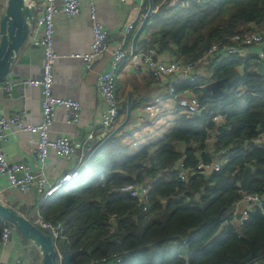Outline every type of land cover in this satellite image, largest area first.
Listing matches in <instances>:
<instances>
[{"label":"trees","instance_id":"trees-1","mask_svg":"<svg viewBox=\"0 0 264 264\" xmlns=\"http://www.w3.org/2000/svg\"><path fill=\"white\" fill-rule=\"evenodd\" d=\"M153 2L152 27H145L152 30L146 51L172 52L180 62L197 63L213 45H234L237 35L264 34V0H186L176 6L169 0ZM221 51L209 60H216V79L228 78L223 95L214 98L199 88L204 85L199 80L183 90L197 95L201 116L179 114L176 127L156 146L132 157L123 156L118 137L112 139L95 175L42 207L43 219L61 227L60 242L66 243L71 264L115 258H121L115 264H264V207L252 209L243 225L233 217L236 203L245 196L240 183L248 167L253 174L246 194L264 195V147L254 145L264 136V72L257 57L221 61ZM218 114L225 117L227 132L211 144L214 132L208 130ZM181 143L189 146L184 154L178 150ZM207 150L228 153V162L218 173H195L200 161L214 160ZM180 162L186 181L180 178ZM149 182L146 210L119 191ZM6 226L11 225L0 218V239ZM183 242L186 247L171 256L168 246Z\"/></svg>","mask_w":264,"mask_h":264},{"label":"crops","instance_id":"crops-1","mask_svg":"<svg viewBox=\"0 0 264 264\" xmlns=\"http://www.w3.org/2000/svg\"><path fill=\"white\" fill-rule=\"evenodd\" d=\"M8 1L0 0V21L6 11ZM169 1L171 6H176L180 3L186 4V0ZM44 4V0H36L37 20L41 16ZM58 5L62 6L60 2ZM149 7V0H129L126 4H121L117 0H82L81 11L77 17L71 18L64 13H60L55 17V52L57 59L54 65L55 84L53 93L56 97L71 99L83 106L82 119L79 124H69L67 122L66 109L57 108L56 122L51 132L52 136H70L79 146L77 153L68 160L60 159L52 154L48 168L45 170L46 176L55 181L63 173L78 169L80 178L65 189L75 188L85 183L87 175H95L97 173L99 157L105 150L104 146L112 139L118 137L121 145L125 147L126 154H123V156L132 157L144 147L156 146L160 140L176 127L179 114L201 116L200 113L187 114L183 107L180 106L181 98L191 97V92H183L191 84L183 83L184 87H181L179 94L174 96L169 89L173 78L156 80L152 72L146 69L138 74L132 64L128 62L121 67L117 80L116 93L120 107L118 122L111 132L102 126V118L107 109V104L97 92L96 77L110 70V53L105 52L98 57L91 70H87L82 61L74 58L73 55L89 53L91 50L93 35L90 27V13L92 8L96 9L100 21L109 34L110 51L123 44V48L128 54L135 53L140 55L144 53L147 50L146 46L151 38L152 30L144 29L136 42L135 48L134 38L148 13ZM37 20L20 51L18 59L11 67V71L5 81L0 85V117L22 114L25 123L29 125H38L42 121L43 95L41 88H33L21 84L29 78H41L43 74L44 50L38 43L41 30L37 26ZM131 24L134 28L128 31L127 29ZM148 24V26H151L150 20ZM260 51V46L245 49V57H256ZM228 59V57L224 58L223 56L221 61ZM158 60L166 64L180 62L172 52H159ZM214 61L216 60L213 59V62H211L208 59L197 65L198 80L203 81L204 84L201 86L202 88H206L211 83L221 81L215 77L214 69L216 64ZM218 62L220 61H217V64ZM258 68L260 72H264L259 65ZM237 71L241 76L243 75L242 68ZM9 81L17 83L12 97L4 89V85ZM224 87L222 90L225 89ZM195 97L199 101L197 95ZM153 105L157 106V110L154 112L147 111V108ZM129 108L131 115L128 124L116 136L110 138L113 132L127 119ZM216 116H220V118L216 122L212 119L214 128L208 130L210 133L214 132L209 138L211 144L215 141L216 135H221L218 132L219 127L223 126L227 129L225 117L220 114ZM33 139L30 140L17 130L11 129L8 131V142L3 144V148L8 153L11 162L27 164L34 171H37L36 142ZM254 145L256 144L254 143ZM188 148L189 146L185 143L178 145V150L183 154ZM207 154L214 160L228 162V153L214 155L212 151L207 150ZM150 184V182L146 183L145 186L150 187L151 190ZM51 198L43 202L34 188L26 194L13 190L9 186L8 180L0 176V202L14 208L35 224L38 218H43L41 209ZM242 209L243 207L239 208L237 214L235 213L236 215L233 212L236 224H239L237 217ZM14 230L12 252L4 251L0 248V259L6 260L8 264H16L19 260L25 264H42V255L39 249L26 240L15 228ZM60 241L61 239L56 242V248L58 253L60 252L64 258V243ZM59 242L60 244H58ZM181 244H176L177 252L184 249V246L186 247L184 242ZM102 264H115V261H108Z\"/></svg>","mask_w":264,"mask_h":264},{"label":"built area","instance_id":"built-area-1","mask_svg":"<svg viewBox=\"0 0 264 264\" xmlns=\"http://www.w3.org/2000/svg\"><path fill=\"white\" fill-rule=\"evenodd\" d=\"M82 0H44V8L42 10L40 18L37 20V26L41 30V35L38 38L40 47L44 50V67L41 78L38 79H26L21 84L33 87L41 88L43 95L42 104V121L38 125H29L25 123L24 116L22 114H16L13 116H1L0 117V176L8 180V184L13 190H17L21 193H29L33 188L37 194L42 198V201L53 197L57 193L61 192L80 178V171L74 170L63 173L57 180L52 181L45 174V170L48 168L49 159L52 154L56 157L64 160H68L73 157L79 148L74 142L73 138L67 135L52 136V128L56 122L57 108H65L67 114V122L69 124H79L82 119L83 106L74 100L56 97L53 93L55 84L54 79V65L57 59L55 52V17L60 13H64L68 17L74 18L80 14ZM121 4H126L129 0H117ZM62 6H59L58 3ZM91 30L93 35V41L91 44V50L85 54H74L73 57L80 59L87 70H91L95 61L105 52L110 53V70L99 74L96 77V88L100 97L106 102L107 109L103 114L102 126L111 132L119 119L120 107L117 98V80L121 67L128 62L132 64L134 70L140 74L145 69L152 72L153 77L156 80H162L164 78H173L169 89L170 93L174 96L176 88L183 83L197 84V65L210 59L215 58L221 51V57L228 58H242L245 57L244 50L252 48L254 46H260L261 51L256 56L259 62L264 63V34L257 32L247 33L244 35H237L232 38L234 45L224 47L220 49V45L216 44L211 47L208 54L204 56L201 61L197 63L193 62H171L163 63L158 60V54L155 49H149L148 51L139 54H128L123 44L118 47L109 50V34L100 21L96 9L92 8L90 13ZM134 26L131 24L128 27V31L133 30ZM244 57V58H243ZM17 86L16 82H6L4 89L7 94L12 97L13 91ZM202 88V87H199ZM191 97L181 98L180 106L186 111L187 114H198L201 112L199 101L195 95L190 94ZM157 110V106H149L147 111L154 112ZM220 116L214 117V122L218 121ZM11 129L17 130L20 134L26 138L35 140L36 142V158L38 170L34 171L29 165L24 163H13L10 161L8 153L3 148V144L8 142V131ZM217 142V138L213 143ZM257 146L264 147V136L254 142ZM226 162L223 160H213L211 162L200 161L196 168L193 170L195 173L202 175L218 173ZM180 171V178L183 181L188 179V175L184 172V163H180L178 169ZM122 194L128 195L138 200L140 204H143L144 210L147 208V196L150 191V187L138 185H126L119 190ZM243 207L242 211L238 214L241 215L239 224L243 225L248 221L249 214L252 209H262L264 207V195L259 194H246L241 201L236 203L234 209V215L237 214V210ZM236 213V214H235ZM36 225L46 231L56 242L62 237V230L60 226L52 225L43 218L36 220ZM15 230L12 226H6L3 229L0 248L4 251H11L12 243L14 242ZM186 244V242H184ZM117 263L121 262V258H115ZM63 256L59 252V264H63ZM108 262L103 260L100 264ZM0 264H8L6 260L0 259ZM16 264H25L20 260Z\"/></svg>","mask_w":264,"mask_h":264},{"label":"water","instance_id":"water-1","mask_svg":"<svg viewBox=\"0 0 264 264\" xmlns=\"http://www.w3.org/2000/svg\"><path fill=\"white\" fill-rule=\"evenodd\" d=\"M150 1V7L145 16L138 32L134 38V48L140 34L154 13L153 0ZM36 0H9L5 13L0 21V85L5 81L11 71V67L18 59L20 51L27 41L32 27L37 20ZM261 70H264V63H258ZM228 79L211 83L206 86L216 98L223 94L222 88ZM131 115L128 109L127 119L113 132L110 138L118 134L129 122ZM227 129L223 126L218 128L219 133H225ZM108 142V141H107ZM104 145V144H103ZM102 145V146H103ZM153 160L152 157L150 158ZM181 171V169H178ZM252 183V169L248 167L240 183V188L247 193ZM0 218L9 223L13 228L20 232L26 240L34 244L42 255V264H59V253L56 248V241L46 232L40 229L28 217L23 216L14 208H11L0 202ZM241 215L237 219L240 220ZM64 260L63 264H71L72 256L70 255L66 243L63 244ZM249 259L246 260L248 262Z\"/></svg>","mask_w":264,"mask_h":264},{"label":"rangeland","instance_id":"rangeland-1","mask_svg":"<svg viewBox=\"0 0 264 264\" xmlns=\"http://www.w3.org/2000/svg\"><path fill=\"white\" fill-rule=\"evenodd\" d=\"M58 244H60V242H59ZM168 251H169V254H170L171 256L176 255V253H177V247H176V244H175V245H174V244L169 245V246H168Z\"/></svg>","mask_w":264,"mask_h":264}]
</instances>
